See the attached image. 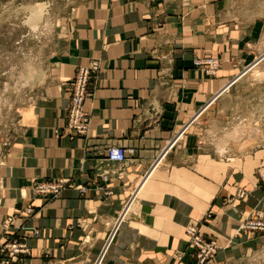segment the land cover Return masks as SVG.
Returning a JSON list of instances; mask_svg holds the SVG:
<instances>
[{"label": "crops", "instance_id": "0c3cea01", "mask_svg": "<svg viewBox=\"0 0 264 264\" xmlns=\"http://www.w3.org/2000/svg\"><path fill=\"white\" fill-rule=\"evenodd\" d=\"M201 1L91 0L80 9L0 166V246L21 237L29 252L20 264H95L114 231L102 264H197L186 228L203 221L220 246L206 264L264 263V233L238 231L264 216L255 175L264 165V23ZM209 54L221 59L214 76L194 64ZM92 60L101 69L78 136L67 129L72 81ZM113 146L134 152L111 162ZM41 180L68 182L55 197L36 192Z\"/></svg>", "mask_w": 264, "mask_h": 264}, {"label": "rangeland", "instance_id": "374dc122", "mask_svg": "<svg viewBox=\"0 0 264 264\" xmlns=\"http://www.w3.org/2000/svg\"><path fill=\"white\" fill-rule=\"evenodd\" d=\"M90 1L0 0V166L11 144L31 119L40 92L38 75L47 71L50 57L66 45V39L81 15L80 9ZM162 1L177 7L203 3L201 0ZM216 3L217 10L222 15L223 12L227 14L230 11L237 14L244 24L253 22L255 18L262 19L261 22L264 23V0H216ZM39 6L43 7V15L35 23L33 10ZM201 57L197 59L217 58L221 67L218 56L209 54ZM259 72L256 70L257 74ZM255 171L264 187V165H260ZM240 196L244 197L245 192L241 191ZM132 199L137 202L136 196H132L129 203ZM129 203L120 218L128 216L129 211L126 209ZM207 216L211 218L213 214L209 213ZM256 219L264 220V216L247 217L241 221L238 231L264 233V230L251 229L250 221ZM198 225L205 238H212L217 242L218 232L211 227L206 229L204 221ZM243 225L246 226L243 228ZM193 257L197 263L196 257Z\"/></svg>", "mask_w": 264, "mask_h": 264}, {"label": "built area", "instance_id": "2783aa9c", "mask_svg": "<svg viewBox=\"0 0 264 264\" xmlns=\"http://www.w3.org/2000/svg\"><path fill=\"white\" fill-rule=\"evenodd\" d=\"M194 64L201 67L206 74L216 75L220 68V61L217 58H205L197 59ZM101 65L98 60H92L88 65L80 66L76 73L75 78L72 81L71 98L68 113L67 129L69 132L75 135L82 136L88 132L90 124V115L87 113L85 105L86 100L91 96L90 85L100 71ZM197 118V117H196ZM186 127L184 131L187 130ZM182 134V133H181ZM174 143L169 146L168 149L161 155L159 163L162 158L173 147ZM133 149H126L124 147L113 146L107 149L106 157L111 162H126L128 160V153H133ZM104 180H107L108 176L103 175ZM68 181L58 180H41L35 183V190L42 195L58 196L64 189ZM85 192V188L82 189ZM33 208L29 207L26 210V214L33 213ZM12 217L6 219L7 224L12 223ZM251 229L264 230V220L256 219L250 221ZM246 225H243L244 228ZM249 227V228H250ZM38 233V231H35ZM115 231L106 243L103 252L96 261L95 264H102L105 258V254L112 242ZM186 234L189 237V246L192 249V255L196 257L197 264H206L211 260L218 252L219 245L214 239L205 238L201 232L199 225L191 224L186 228ZM29 252V246L21 239V237H12L0 246V264H20V257L23 254Z\"/></svg>", "mask_w": 264, "mask_h": 264}, {"label": "bare ground", "instance_id": "6f19581e", "mask_svg": "<svg viewBox=\"0 0 264 264\" xmlns=\"http://www.w3.org/2000/svg\"><path fill=\"white\" fill-rule=\"evenodd\" d=\"M43 7L39 6V7H35V9L33 10V16H34V19H35V23H37L40 18L42 17L43 15V10H42Z\"/></svg>", "mask_w": 264, "mask_h": 264}]
</instances>
